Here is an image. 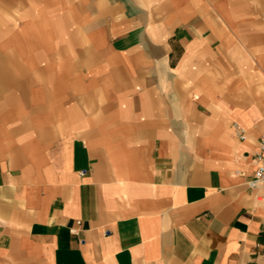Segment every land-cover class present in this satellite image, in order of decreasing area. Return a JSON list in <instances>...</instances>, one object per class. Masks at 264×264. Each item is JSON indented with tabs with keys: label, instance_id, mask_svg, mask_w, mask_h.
<instances>
[{
	"label": "crops",
	"instance_id": "obj_1",
	"mask_svg": "<svg viewBox=\"0 0 264 264\" xmlns=\"http://www.w3.org/2000/svg\"><path fill=\"white\" fill-rule=\"evenodd\" d=\"M262 137L264 0H0V264H264Z\"/></svg>",
	"mask_w": 264,
	"mask_h": 264
},
{
	"label": "built area",
	"instance_id": "obj_2",
	"mask_svg": "<svg viewBox=\"0 0 264 264\" xmlns=\"http://www.w3.org/2000/svg\"><path fill=\"white\" fill-rule=\"evenodd\" d=\"M234 129L241 139L247 138V131L244 127L235 123ZM256 160L257 166L255 168L253 178L250 180V185L252 187H261L264 186V137H262L259 142V150L256 154Z\"/></svg>",
	"mask_w": 264,
	"mask_h": 264
}]
</instances>
